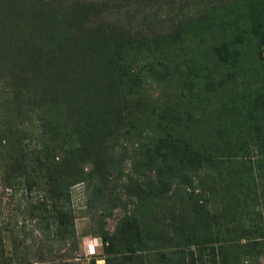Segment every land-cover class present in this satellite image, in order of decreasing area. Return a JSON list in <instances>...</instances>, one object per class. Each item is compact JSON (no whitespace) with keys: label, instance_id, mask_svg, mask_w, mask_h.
I'll list each match as a JSON object with an SVG mask.
<instances>
[{"label":"trees","instance_id":"16d2710c","mask_svg":"<svg viewBox=\"0 0 264 264\" xmlns=\"http://www.w3.org/2000/svg\"><path fill=\"white\" fill-rule=\"evenodd\" d=\"M78 183L122 210L92 227L105 264L260 255L264 0H0V185L24 213L20 237L0 227V264L42 255L26 221L47 254L77 249Z\"/></svg>","mask_w":264,"mask_h":264},{"label":"rangeland","instance_id":"374dc122","mask_svg":"<svg viewBox=\"0 0 264 264\" xmlns=\"http://www.w3.org/2000/svg\"><path fill=\"white\" fill-rule=\"evenodd\" d=\"M88 1V0H85ZM99 1V0H96ZM144 1V0H142ZM145 4H149V2H145ZM123 16V20L127 18V22H132L133 15L128 14L126 12L120 13L119 11H107L102 16H100L101 21H118L119 18ZM135 20V19H134ZM155 86V85H154ZM157 88L153 91L157 92ZM108 192V190H106ZM105 192V193H106ZM11 191L9 189H4L0 185V227H3V223L6 220H11V224H15L13 231L15 236H21V227L22 219L24 213L22 212L23 207H18L17 205L20 203L23 195H21V191H17L13 193L11 196ZM88 189L83 183H78L72 185L70 188L71 194V206L73 210V214L75 216V223L78 224V227L81 231V228H86L87 237H96L98 242V246L95 248L94 255H87L83 249L82 245V236L80 233H77L76 236L78 238L77 241V249L71 251L69 243L63 246L62 249H59V243H54L53 247L55 251L47 254L48 248V232L45 230L41 233V230L36 227V223L34 224L31 221L25 222V230H32L33 235L36 236L34 239V244L32 246V239L29 238L24 244L31 245V248L36 251V254H42L40 257H34V262L29 264H105V254L104 247L106 246L99 236L92 232V227L96 225L97 221L105 226V228L109 231H112L117 219L122 215V210L120 207L116 205L113 210L112 216H106V211L103 210L102 205L99 202V195L90 196ZM95 202V203H92ZM116 203V202H115ZM25 204V203H23ZM119 204V203H118ZM21 209V210H20ZM107 209V207H106ZM263 222H264V211H263ZM53 221V220H51ZM40 224L43 225V222ZM45 225V222H44ZM43 225V226H44ZM56 221L51 224V231L56 229ZM44 230V228H43ZM76 230V226H75ZM82 232V231H81ZM4 235V246L7 250L12 251L14 247L17 248L16 241L9 236L8 233L2 232ZM95 244V243H94ZM230 245V246H229ZM37 247H40V251L37 250ZM264 249V246L262 247ZM24 249V248H23ZM94 249V248H93ZM14 251V250H13ZM227 257L229 264H264V251L260 255H251L250 253H245L244 249H237V245L235 243L227 244Z\"/></svg>","mask_w":264,"mask_h":264},{"label":"crops","instance_id":"0c3cea01","mask_svg":"<svg viewBox=\"0 0 264 264\" xmlns=\"http://www.w3.org/2000/svg\"><path fill=\"white\" fill-rule=\"evenodd\" d=\"M75 226H76L77 233H80L81 236H82V245H83V249H84L85 253L87 255H90L89 252H88L89 245H93L94 250H96L95 248L98 246V242L96 240V237H94V236L87 237V235L85 234L86 230H87L86 228H81V231H82L81 232L77 223H75Z\"/></svg>","mask_w":264,"mask_h":264},{"label":"built area","instance_id":"2783aa9c","mask_svg":"<svg viewBox=\"0 0 264 264\" xmlns=\"http://www.w3.org/2000/svg\"><path fill=\"white\" fill-rule=\"evenodd\" d=\"M89 254H94L95 250L93 249V245H89V250H88Z\"/></svg>","mask_w":264,"mask_h":264},{"label":"clouds","instance_id":"9594fccd","mask_svg":"<svg viewBox=\"0 0 264 264\" xmlns=\"http://www.w3.org/2000/svg\"><path fill=\"white\" fill-rule=\"evenodd\" d=\"M95 254V253H94ZM94 254H90V255H94Z\"/></svg>","mask_w":264,"mask_h":264}]
</instances>
